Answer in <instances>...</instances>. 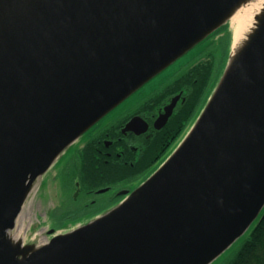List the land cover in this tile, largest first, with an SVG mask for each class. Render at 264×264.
<instances>
[{
  "label": "water",
  "instance_id": "95a60500",
  "mask_svg": "<svg viewBox=\"0 0 264 264\" xmlns=\"http://www.w3.org/2000/svg\"><path fill=\"white\" fill-rule=\"evenodd\" d=\"M241 1L0 0V264H210L251 227L264 209V13L145 181L43 244L14 231L61 155Z\"/></svg>",
  "mask_w": 264,
  "mask_h": 264
},
{
  "label": "flooded vegetation",
  "instance_id": "af4514ba",
  "mask_svg": "<svg viewBox=\"0 0 264 264\" xmlns=\"http://www.w3.org/2000/svg\"><path fill=\"white\" fill-rule=\"evenodd\" d=\"M206 60L195 62L170 82L146 83L61 155L55 165L61 164L55 187L74 189L67 196L56 194L55 229L85 222L73 221L72 214L84 217L83 213L116 205L173 152L202 109ZM211 64L214 68L215 61ZM170 105L172 113L162 124ZM80 172L94 177L81 179ZM92 217L90 213L88 219Z\"/></svg>",
  "mask_w": 264,
  "mask_h": 264
},
{
  "label": "rangeland",
  "instance_id": "374dc122",
  "mask_svg": "<svg viewBox=\"0 0 264 264\" xmlns=\"http://www.w3.org/2000/svg\"><path fill=\"white\" fill-rule=\"evenodd\" d=\"M230 20L231 19H228L229 25H227L228 23L222 25L219 30L214 31L211 35L198 42L195 46L149 80L147 84L155 85L159 82H170L174 77L179 75V73L193 65L195 62L212 58L215 60L216 68L214 75L205 90L204 103L208 101V95H210L212 89L214 90L217 86L232 52L234 36ZM60 165L61 164L51 167L46 173H44L42 178L40 177L35 182L34 188L26 200L23 214L28 212V216L24 221L25 228L20 233V236L25 242L33 241L40 245L47 242L51 238V235L48 234V230L50 228H55V205L57 204L56 194L58 192L60 195L63 194L64 196H67L70 195L74 189L73 186L71 188L64 187L63 189L61 187L60 189L55 187V179L58 177V167ZM107 209L92 210L90 213L91 216L95 217L98 214L105 212ZM90 213H83L84 217L80 214H72L71 219L73 221L77 219H83L86 221L88 220V215ZM21 217L14 230L15 233L18 230ZM73 227L75 226H71L70 229ZM64 230L67 229H62L61 231ZM250 231L251 229L246 231L210 264H233Z\"/></svg>",
  "mask_w": 264,
  "mask_h": 264
},
{
  "label": "trees",
  "instance_id": "16d2710c",
  "mask_svg": "<svg viewBox=\"0 0 264 264\" xmlns=\"http://www.w3.org/2000/svg\"><path fill=\"white\" fill-rule=\"evenodd\" d=\"M212 60H213L212 58L207 59L206 63L203 65L204 82L202 83H203V86H205V88H204V93H203L202 106L206 103V102L204 103V95H205V90L209 84L206 82V79L211 76L210 77V80H211V78L214 75L215 68H216V63H215V67L214 68L212 67V64H211ZM198 83H199V80L198 82H193L192 86ZM79 177L81 179H90V178H93L94 175L92 173L86 174L84 172L82 173L80 172ZM233 264H264V209L261 212L260 216L255 220V222L251 226V231L246 237L241 249L239 250L238 256Z\"/></svg>",
  "mask_w": 264,
  "mask_h": 264
},
{
  "label": "bare ground",
  "instance_id": "6f19581e",
  "mask_svg": "<svg viewBox=\"0 0 264 264\" xmlns=\"http://www.w3.org/2000/svg\"><path fill=\"white\" fill-rule=\"evenodd\" d=\"M264 13V0H243L235 7L230 16V25L233 31L234 54L244 45L249 35L257 26ZM28 212L22 215L15 237H19L25 228V219Z\"/></svg>",
  "mask_w": 264,
  "mask_h": 264
}]
</instances>
